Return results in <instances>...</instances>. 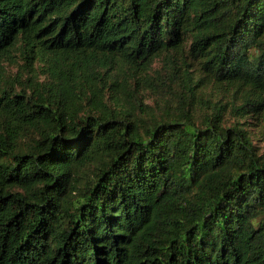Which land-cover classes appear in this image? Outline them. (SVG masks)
I'll use <instances>...</instances> for the list:
<instances>
[{"label":"trees","instance_id":"obj_1","mask_svg":"<svg viewBox=\"0 0 264 264\" xmlns=\"http://www.w3.org/2000/svg\"><path fill=\"white\" fill-rule=\"evenodd\" d=\"M0 264H264V0H0Z\"/></svg>","mask_w":264,"mask_h":264},{"label":"rangeland","instance_id":"obj_2","mask_svg":"<svg viewBox=\"0 0 264 264\" xmlns=\"http://www.w3.org/2000/svg\"><path fill=\"white\" fill-rule=\"evenodd\" d=\"M248 121H249V123H250L249 126H251V124H253V120H250V119H249ZM250 129H252L253 132L256 131V130H255L256 128H255L254 126H251Z\"/></svg>","mask_w":264,"mask_h":264}]
</instances>
